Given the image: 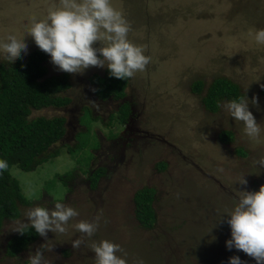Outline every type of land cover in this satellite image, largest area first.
Segmentation results:
<instances>
[{
	"label": "rangeland",
	"instance_id": "obj_1",
	"mask_svg": "<svg viewBox=\"0 0 264 264\" xmlns=\"http://www.w3.org/2000/svg\"><path fill=\"white\" fill-rule=\"evenodd\" d=\"M53 2L0 0V35L9 30L23 32L26 17L44 12ZM112 3L130 22L129 39L143 45L152 58L143 73L128 79L125 92L134 99L135 111L141 112V125L158 138L127 150L125 160L110 170L108 178H101L97 191L88 193L84 181L73 180L72 174L85 176L90 148L98 145L93 130L96 127L100 134L109 135L121 124L113 116L111 120L106 117L109 124L104 125L83 110L79 123L86 129L77 126L67 145L58 140L53 145L58 148L56 156L30 171L10 168L27 199L30 190L39 196L31 204L20 206V214L33 204L52 208L54 201L61 200L79 213L71 223L98 218L96 233L84 237L86 243L79 249L71 245V240L80 235L74 228L63 234L47 231V243H53V247L44 254L52 264H95L90 245L100 239L119 243L127 253L128 264H134L137 258L144 264H228L232 255L239 256L244 264H256L242 250L225 246L230 229L226 215L219 218V212L231 206L234 188L251 191L264 183V168L252 163L264 156V45L255 44L250 35L256 28H264V0ZM23 39L27 45L23 55L41 50L30 35ZM44 63L46 76L65 72L50 62L48 54ZM105 68L90 66L82 74L66 72L71 86L62 94H70L71 102L64 107L34 110L32 115L69 117L66 108H72L88 80L99 81L93 74L101 75ZM220 77L234 83L240 94L243 91L249 99L256 97L257 104H249V109L262 127L259 140L246 138L242 123L222 110L220 104L229 98L219 99L215 111L205 107L202 98L211 82ZM223 130L232 132L230 142L219 137ZM237 149L244 153L239 154ZM104 157L98 155L90 168L105 161L112 163ZM159 162H165V167ZM241 173L247 183H232ZM145 186L154 189L155 219L149 227L142 226L135 214L134 194ZM95 192L101 194L97 206ZM95 206L96 213L91 217ZM20 219L27 222L25 217ZM16 220L5 219L0 227V264H27L29 253L46 242L38 234L25 249L8 255L5 244L16 233L11 228ZM61 253L66 257L61 258Z\"/></svg>",
	"mask_w": 264,
	"mask_h": 264
},
{
	"label": "clouds",
	"instance_id": "obj_2",
	"mask_svg": "<svg viewBox=\"0 0 264 264\" xmlns=\"http://www.w3.org/2000/svg\"><path fill=\"white\" fill-rule=\"evenodd\" d=\"M23 32L9 30L0 35V56L4 59L20 57L27 52L23 37L30 35L34 43L48 54L50 62L59 70L82 74L90 66L106 67L110 76L118 79H131L143 73L151 61L143 45L129 39L132 30L123 11L113 6L112 0H55L42 13H31L26 17ZM257 45H264V28H256L250 33ZM95 44V46H94ZM247 88V87H246ZM244 88V89H246ZM249 104H257L256 97L251 99L242 91L240 95L223 101L220 107L227 116L242 123L246 138L259 140L262 127L249 109ZM253 165L264 168V156L252 161ZM8 168V162L0 158V171ZM246 184L244 173L232 183ZM231 206L219 212V218L226 215L230 238L225 246L235 248L253 257L256 264H264V183L255 190L234 188ZM39 196L29 191L30 202ZM79 215L67 203L56 200L52 208L44 204L26 207L11 227L23 234L33 229L45 243L41 244L27 257V264H52L44 254L50 251L53 243H47V231L54 234L65 233L69 227L79 233L71 240L73 249H79L97 231L98 218L81 219L71 223ZM25 217L27 222H22ZM95 264H128L127 253L119 243L100 239L90 245ZM134 264H144L137 258ZM228 264H244L237 255L228 258Z\"/></svg>",
	"mask_w": 264,
	"mask_h": 264
},
{
	"label": "trees",
	"instance_id": "obj_3",
	"mask_svg": "<svg viewBox=\"0 0 264 264\" xmlns=\"http://www.w3.org/2000/svg\"><path fill=\"white\" fill-rule=\"evenodd\" d=\"M46 57L44 51L34 49L27 55L21 54L20 57L0 62V158L8 162V168L0 171V227L5 219L13 220L20 216V206L33 202L22 194L20 184L11 174L10 168L17 166L23 171H30L48 158L56 156L58 148L53 145L62 138L66 129V117L63 115H32L34 110L46 106L61 107L69 102V97L62 94L70 86L68 73L46 76ZM93 76L99 80L92 81L96 90L103 94L119 96L123 94L128 82V79L110 76L107 68L103 74L94 73ZM208 88L202 99L210 111L217 109L219 99L240 95L237 86L226 78H217ZM126 110L120 115V122L124 121ZM219 137L230 142L233 134L223 130ZM68 150L72 151L71 147ZM236 151L244 153L242 149ZM159 163L165 167V162ZM60 178L64 180L65 176ZM153 193V188L145 186L134 194L135 214L145 227H149L155 219ZM37 235L31 228L23 234L16 232L6 241V253L15 255L25 249Z\"/></svg>",
	"mask_w": 264,
	"mask_h": 264
},
{
	"label": "flooded vegetation",
	"instance_id": "obj_4",
	"mask_svg": "<svg viewBox=\"0 0 264 264\" xmlns=\"http://www.w3.org/2000/svg\"><path fill=\"white\" fill-rule=\"evenodd\" d=\"M68 96L71 98L70 94H68ZM70 98L68 103L71 102ZM65 105L62 106L64 107ZM85 109L88 113H91L95 118L99 119V121L102 123L104 122V125L109 123V121H107L108 123L106 122V117L107 120H111V118L115 116V118L120 121V115L127 109L124 121L120 122L121 127L113 130L112 134H100L101 132L96 127L94 128L93 131L96 133L98 145L96 148H90L91 158L88 160V167L84 171L85 176H82V173L72 174L73 180H77L78 182L84 181L85 188H88L86 191L89 193V191H97L101 178L103 179L105 176L108 178L110 170H114L118 162L125 160L127 150L137 149L138 145H144L148 140L158 138V136H156V133L150 132L141 125V112L135 111L134 99L130 94L125 92V89L123 94L119 96H115L113 93L103 94L96 90L94 82L88 80L86 87H84L82 93L77 96L76 102L73 103L72 108H66V112H70V114L69 117H66V129L60 139L63 145H67L69 143L68 139L73 138L74 134L77 133V126L80 127V129L83 127L82 130L86 129L85 126L79 123V117ZM96 113H98V115H96ZM97 150L101 152L97 153ZM100 154L105 155L103 160H109L112 163L109 164L105 161L104 163L96 164L93 168H90L94 163L93 160ZM100 169H102L103 172L100 171ZM68 184L70 183L65 185ZM100 196L101 194L98 192H95L93 196V198L96 197L94 198L96 206L98 205L97 203L101 201ZM96 206L92 211L91 217L96 213ZM60 257L65 258L66 256L61 253Z\"/></svg>",
	"mask_w": 264,
	"mask_h": 264
}]
</instances>
